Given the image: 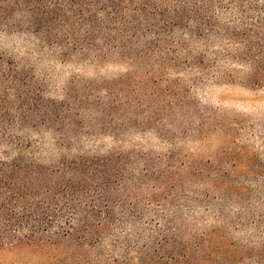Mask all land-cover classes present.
I'll return each mask as SVG.
<instances>
[{
	"label": "trees",
	"instance_id": "16d2710c",
	"mask_svg": "<svg viewBox=\"0 0 264 264\" xmlns=\"http://www.w3.org/2000/svg\"><path fill=\"white\" fill-rule=\"evenodd\" d=\"M10 34L30 52L0 51V264H264L262 164L235 137L205 160L183 153L212 131L189 87L264 86V0H0ZM45 48L146 69L157 90L51 98L29 61Z\"/></svg>",
	"mask_w": 264,
	"mask_h": 264
},
{
	"label": "rangeland",
	"instance_id": "374dc122",
	"mask_svg": "<svg viewBox=\"0 0 264 264\" xmlns=\"http://www.w3.org/2000/svg\"><path fill=\"white\" fill-rule=\"evenodd\" d=\"M28 41L23 35H4L0 39V51L20 60L30 52ZM29 61L35 65L37 82L46 87L51 98L63 94L65 89L74 90L78 86H89L90 92L95 97L104 99L107 97L108 100L121 98L122 92L126 94L129 87H134L135 90L139 87L144 90L154 88L152 81L155 76L152 73L146 74V69L137 70V67L118 60L99 62L93 57L82 60L74 58L63 60L51 48H45L41 52L32 53ZM248 67L250 65L233 64L230 69L240 78L249 73ZM129 74L130 76H127ZM174 78L175 75L171 74L170 79ZM189 78L187 74L178 77L182 87ZM242 82L240 79L235 81L220 79L215 83L207 82L188 88L196 108H202L204 116H210L207 128L212 131L202 142L188 141L183 146L184 154L193 153L196 158L205 160L226 147L227 143L235 137L238 147H246L252 152L251 163L262 164L264 168V86L252 87ZM154 89L157 90V88ZM193 112L191 108L187 116L194 118ZM176 114L173 113L171 118L174 119ZM175 121H179L177 117ZM235 124L239 128L236 136L234 132L229 131L234 129ZM149 139L146 148H157L156 137L152 135ZM104 144L112 146L109 137L104 139ZM231 238H233L231 240H237L240 235H233ZM35 255L32 253L6 254L2 260L8 264H24V260H29L31 264H43V260Z\"/></svg>",
	"mask_w": 264,
	"mask_h": 264
}]
</instances>
